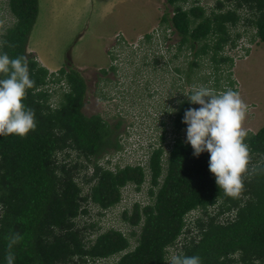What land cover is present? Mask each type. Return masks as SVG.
Returning a JSON list of instances; mask_svg holds the SVG:
<instances>
[{
	"label": "trees",
	"instance_id": "1",
	"mask_svg": "<svg viewBox=\"0 0 264 264\" xmlns=\"http://www.w3.org/2000/svg\"><path fill=\"white\" fill-rule=\"evenodd\" d=\"M188 1L166 0L173 11L162 17V23L170 24L181 37L179 49L193 51L191 74L208 59L213 75L218 76L215 88L227 90L223 85L227 84L237 91L236 83L223 82L219 73L223 66H234V60L222 53L225 46H235L243 36L239 31L234 37L231 34L241 16L222 11L225 3L236 0H217L210 11L201 0H192L186 8ZM3 2V16L9 11L14 23L2 34L0 53L28 57L35 83L26 90L23 103L34 109L36 128L25 137L0 135V264H6L5 237L10 232L24 237L13 247L14 264H96L101 260L107 264H166L165 256L174 251L198 255L202 264H264V171L246 175L238 193L225 194L209 170L210 153L194 156V149L182 138L187 128L182 122L185 111L193 108L187 99L172 121L175 137L167 140L163 135L158 145L150 144L148 167L140 162L117 166L108 156L121 152L131 133L121 131L128 115L122 104L125 98L103 94L111 107L106 115L115 118V123L102 114L87 116L88 89L82 74L63 68L49 78V70L28 53L40 0ZM243 4L255 17L248 19L256 28L252 40L259 38L264 44V0L236 1L238 8ZM2 78L7 74H0ZM62 80H66V89L56 90ZM132 123L129 127L134 128ZM246 134L251 163L264 168V127ZM74 152L76 160L66 163ZM59 155L64 157L60 160ZM106 157V165L97 163ZM91 164L94 174L88 176ZM146 182L149 203L145 207L137 203L120 213L131 231L113 227L100 232L91 220L81 224L91 213L89 205L100 214L113 210L121 203L124 189L141 191ZM194 211H199L196 218Z\"/></svg>",
	"mask_w": 264,
	"mask_h": 264
},
{
	"label": "rangeland",
	"instance_id": "2",
	"mask_svg": "<svg viewBox=\"0 0 264 264\" xmlns=\"http://www.w3.org/2000/svg\"><path fill=\"white\" fill-rule=\"evenodd\" d=\"M191 2L192 0L184 4L185 7L188 8ZM201 2L209 8L216 3L215 0ZM39 3L38 21L29 38L28 53H33L36 60L50 72L66 67L69 70L76 69L82 74L88 89L84 106L87 116L102 114L109 122H117L111 115H106L111 107L109 102L104 100L107 98H104L103 94L106 97L122 95V98H125L122 99V104L128 115L121 131L131 133L125 141L124 149L108 157L120 167L137 164L142 156L147 158L150 144H158L164 132L161 122L171 128L172 117L163 112L170 108L172 102L166 103V100L171 98L170 96L179 97L180 93L181 96L187 94V88L184 86L181 90L178 87L171 89V79L179 78L181 83L187 81L185 73L189 62L194 59L193 51L191 54L184 48L178 50L181 37L177 33L167 42H171L172 46L168 51L160 49L157 39L141 46V37L165 27L162 17L165 14L171 16L173 7L167 4L166 0H40ZM107 5L110 9L105 8ZM4 14L6 17L0 10V44L2 34L14 23L9 11ZM118 35L123 38L117 39ZM150 38L152 39V36ZM159 49V54L164 55V61H161L162 65L157 66L152 61L150 51ZM42 56L48 63H53L52 67L40 61ZM55 64L60 68H55ZM223 67V71L219 72L223 82L233 80L243 102L250 105L242 128L245 132L255 134L264 127V44H256L249 56L236 60L232 68ZM177 68L182 72H177ZM154 69L161 71L155 72L154 75L151 72ZM197 74H200V78L206 76L205 79L210 83L198 79ZM216 75H213L211 63L206 59L203 61V67L194 72L193 85L213 87L212 83L218 78ZM180 76L183 79H180ZM191 105L197 109L201 107L199 104ZM131 123L134 128L129 127ZM170 138L172 133L168 129L166 139ZM63 157L61 155L60 160ZM75 160L74 152L66 163ZM148 185L146 183L141 192L123 191L124 207H130L135 202L146 205ZM88 207L91 213L80 220L81 224L91 220L90 222L97 223L96 228H100V232L113 227L129 232L126 224L120 219L121 208L102 215L97 207ZM174 254L177 255V252L174 251Z\"/></svg>",
	"mask_w": 264,
	"mask_h": 264
},
{
	"label": "clouds",
	"instance_id": "3",
	"mask_svg": "<svg viewBox=\"0 0 264 264\" xmlns=\"http://www.w3.org/2000/svg\"><path fill=\"white\" fill-rule=\"evenodd\" d=\"M236 1L225 3L226 5L222 11H235L241 16L238 25L232 27V36L234 37V33L238 31L242 32V27L246 28V35L242 32L243 36L237 40L236 45L233 46L227 44L222 53L223 55L230 57L227 55V48L237 54V47L242 45L245 54L239 59H244L249 56L251 50L254 49L256 44L260 41L259 38H256L254 41L252 40L256 28L248 24V19H255L250 8L245 4L238 8ZM214 6L215 4L210 8L206 6L205 8L210 11ZM163 26L165 27L155 29L154 32L148 34L150 37L152 36V39L147 38V35L141 37V46L157 39L160 42V44L158 43V46L160 49L162 48L161 50H170L172 47L171 42H169L170 45L167 42L171 39L172 35L177 32L170 26V24H163ZM247 33L251 35L250 38L247 37ZM120 37L123 38V36L120 35L116 38L119 39ZM245 37L247 38L246 41H244ZM124 43L125 41L123 44ZM179 45L180 40L178 41V50H182L179 49ZM160 49L158 51H150L152 61L156 65H162V62L164 61V55L159 54ZM189 52L191 53V51ZM230 58L236 62L233 57ZM165 63L169 62L165 61ZM64 68L67 72H70L68 68ZM62 69L63 68H60L54 72L49 71V78H51V75L58 76ZM159 71H161V69H159ZM176 71L182 72L180 68H177ZM0 74H7V78L0 79V135L16 134L20 137H25L30 131L36 128L34 109L23 103L26 96V90L31 89L35 83L30 78L28 57L26 55H20L16 58H10L7 53H0ZM185 74L187 76V81L185 80L184 83H181L179 78L171 79V89L178 87V89L181 90V87L184 86L187 88V94L181 96L180 93L179 97L174 96L172 98V109L170 106L167 110L170 112V115L168 116L172 117V120L170 121L171 128H168L165 122H161L164 131L161 136L164 135L166 138L168 129L170 133H172V138L177 134L174 131L172 121L175 119L176 113L179 110V105L183 103V101H186L187 99L192 104H199L201 107L198 109H186L182 122L187 125V128L186 131H182V138L186 139L185 142L192 146L194 149V156L198 157L205 151L210 153L209 170L215 175L217 185L220 189H223L225 194L234 195L243 187V181L246 175L252 176L264 171V168L251 163L250 145L245 142L247 134L242 128L246 112H248L250 105H246L241 99L239 91L233 90V87L229 85L225 87L227 90H224L222 87L217 90L213 84L214 82L212 83L213 87L210 88H208L209 86L197 87L193 85L194 75L189 72V68ZM164 75L166 76V74ZM180 79H183L182 76H180ZM202 79H204V77H202ZM205 82L209 81L205 80ZM66 87V80H62L61 83L56 86V90L59 88L63 91ZM172 138H170V140ZM156 145L158 144H154L153 146ZM148 157L146 158L142 156L138 159V163L140 162L142 165L148 167L146 165ZM107 161L108 159L104 158L98 160L97 163L99 165H106ZM93 174L94 169L93 164H91L88 168L87 175L92 176ZM146 183L149 184V182ZM123 191H129L130 193L137 192L133 187H127ZM123 199L124 198H122L121 203L115 206L113 210L121 208L122 212L125 209H132L137 203L140 204L141 207H145L150 201V198L147 195L148 203L146 205H142L140 202H135L130 207H124L125 204ZM198 213L199 211L192 212V217L196 218ZM128 229L130 231L132 230L130 227H128ZM5 239L7 241V252L5 255L6 264H14L15 254L13 252V247L21 243L24 237L19 232H10ZM164 259L166 264H202L201 258L198 255L187 256L171 254L165 256ZM102 261L103 260L100 262ZM98 263L99 261L96 264Z\"/></svg>",
	"mask_w": 264,
	"mask_h": 264
},
{
	"label": "built area",
	"instance_id": "4",
	"mask_svg": "<svg viewBox=\"0 0 264 264\" xmlns=\"http://www.w3.org/2000/svg\"><path fill=\"white\" fill-rule=\"evenodd\" d=\"M241 30L246 35V28L245 27H242ZM246 39L247 38L245 37L244 38V41H246ZM236 50L238 52L237 54L234 53L229 48H227V55H229L230 57H233L235 60H238L239 58H241L245 54V52H244V50L242 48V45L238 46Z\"/></svg>",
	"mask_w": 264,
	"mask_h": 264
},
{
	"label": "flooded vegetation",
	"instance_id": "5",
	"mask_svg": "<svg viewBox=\"0 0 264 264\" xmlns=\"http://www.w3.org/2000/svg\"><path fill=\"white\" fill-rule=\"evenodd\" d=\"M157 66H159V64H158ZM158 68H160V67H158ZM158 71H159V69H154V70H152L151 72L154 73V75H156L155 72H158ZM135 75H137V74H135ZM171 85H172V80H171ZM144 86H146V85L144 84ZM170 97L172 98V96H170ZM171 98L167 99V100H166V103H171ZM171 109H172V106H171ZM163 114H165V115L168 116V115H170V112L167 111V110H165V111L163 112Z\"/></svg>",
	"mask_w": 264,
	"mask_h": 264
},
{
	"label": "crops",
	"instance_id": "6",
	"mask_svg": "<svg viewBox=\"0 0 264 264\" xmlns=\"http://www.w3.org/2000/svg\"><path fill=\"white\" fill-rule=\"evenodd\" d=\"M106 9H110V6H106L105 7ZM59 11V10H58ZM105 17V16H104ZM35 52H36V50H34ZM43 64H45V65H48L49 64V66H51V65H53V63H48L47 62V60L44 58V56H42L41 57V60H40ZM56 66H57V64H55ZM49 66H47V67H49ZM52 67V66H51ZM55 68H59L58 66L57 67H55Z\"/></svg>",
	"mask_w": 264,
	"mask_h": 264
}]
</instances>
